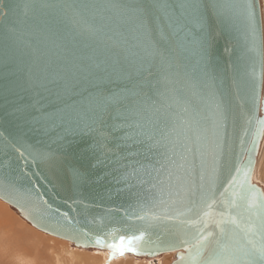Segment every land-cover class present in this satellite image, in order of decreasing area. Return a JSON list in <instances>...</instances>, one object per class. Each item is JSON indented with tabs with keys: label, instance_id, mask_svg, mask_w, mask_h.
<instances>
[{
	"label": "water",
	"instance_id": "1",
	"mask_svg": "<svg viewBox=\"0 0 264 264\" xmlns=\"http://www.w3.org/2000/svg\"><path fill=\"white\" fill-rule=\"evenodd\" d=\"M80 2L0 0V199L38 229L80 247L112 251L106 245L118 243L120 235L144 232L142 240L134 241V246L143 251L131 253L155 257L176 251L170 264H207L213 259L220 237L217 223L221 220L225 221L221 227L233 236V245L243 242L249 224H254L260 233L261 209H248L245 180L257 189L258 204H264V191L252 180L264 134L261 0H249L256 14L254 41L244 15H234L225 24L209 13L207 64L215 79L213 89L205 91L206 131L189 134L188 144L193 151L188 159L195 162L198 177L203 152L205 172L215 180L212 187L205 182V193L202 198L197 197L195 204L178 201L172 205L169 215L184 213L172 220L136 219L149 211L159 215L160 210L148 199L149 195L155 196V190L149 189V183L155 180L143 172L132 175L131 167L126 166L137 158L118 159L126 150L110 153L104 163H98L103 157L91 135L56 141L55 130L45 132L33 119L39 118V112L32 110L29 115L16 110L38 99L30 87L36 77L56 80L69 70L88 65L89 58L104 59L105 49L112 43L111 32L99 18L104 13L77 15L66 7ZM89 2L104 4L108 0ZM9 57L11 62L6 64ZM9 69L14 70L13 75L6 74ZM119 87H124V82L106 84L105 90ZM208 91H214L215 96L208 95ZM177 95L181 100L188 97L187 85ZM218 102H223L227 115L228 140V148L219 159L213 154V120ZM181 106L180 101L174 104L176 111ZM115 144L109 143L108 148H115ZM142 180L148 183H141ZM212 201L215 204L208 208ZM232 217L237 224L231 223ZM201 236L206 240L198 245ZM96 237L103 238L104 245L94 243ZM255 239L259 242L260 235ZM182 240L186 244H181Z\"/></svg>",
	"mask_w": 264,
	"mask_h": 264
},
{
	"label": "snow or ice",
	"instance_id": "2",
	"mask_svg": "<svg viewBox=\"0 0 264 264\" xmlns=\"http://www.w3.org/2000/svg\"><path fill=\"white\" fill-rule=\"evenodd\" d=\"M66 7L74 9L77 15L104 13L99 18L111 32L112 43L106 47L104 59L100 61L89 58L88 65L69 70L56 80L36 77L30 87L38 99L16 110L29 115L32 110L39 112V118L33 119L45 132L55 130L56 141L91 135L99 156L103 157L98 163H104L110 153L115 155L117 150H126L118 159L137 158L126 166L131 167L132 175L143 172L155 180L149 183L155 196L149 195L148 199L160 210L159 215L149 211L136 219L178 218L184 213L178 212L175 217L169 215L171 206L178 201L195 204L197 197L202 198L205 193V182L212 187L215 180L212 174L205 172L203 152H200L198 177L195 162L188 159L193 151L188 144L189 134L206 131L205 91L213 89L215 79L207 64L209 13L225 24L234 15H244L254 41V5L249 0H108L104 4L81 0L79 4ZM10 62L11 57L5 61ZM6 74L13 75L14 70L9 69ZM117 82H124V87L105 90L106 84ZM185 85L189 96L181 100L177 94ZM207 94L215 96L214 91ZM176 101L182 104L179 111L174 107ZM226 121L223 102H218L213 120L216 129L213 154L217 159L222 158L228 148ZM113 141L115 148H108ZM246 175L250 176V169ZM245 183L248 209H261L258 213L261 231L258 233L256 226L249 224L244 230L243 242L233 245L232 234L221 227L225 221H219L220 237L216 240L215 255L207 264H264V204H258L257 189L247 179ZM232 203L235 204V200ZM213 204L215 201L207 207ZM231 223L237 224V219L232 217ZM258 234L259 242L255 239ZM144 236V232L122 234L118 243L106 246L112 249L113 255L143 251L134 246V241ZM204 240L206 237L201 236L197 244ZM94 243L104 245L105 241L96 237ZM180 243L186 244V241Z\"/></svg>",
	"mask_w": 264,
	"mask_h": 264
},
{
	"label": "rangeland",
	"instance_id": "3",
	"mask_svg": "<svg viewBox=\"0 0 264 264\" xmlns=\"http://www.w3.org/2000/svg\"><path fill=\"white\" fill-rule=\"evenodd\" d=\"M262 2L263 1H261V3ZM262 139L263 140H261V141L264 143V136ZM263 143H261L260 148H259L260 156L258 153L257 163L255 166V171H254L252 180H253V182L257 183L259 186H261V188L264 191V155H263L264 144ZM258 163H259V165H258ZM0 204H1V206L4 207L3 211L5 212L4 213L3 211H1L2 208L0 206V216H2L4 218L3 220L8 222L13 228H15L13 232H16V233L18 232V234L30 237L33 240H37V241L40 240L44 244H48L49 246H54L53 247V253L54 252H60L61 253V261L60 262L54 261V259H53V262H51L49 259L53 258V255L49 254L48 251H44V250H41L40 252L35 251V248H32V245L29 241L24 242L21 247L16 246L17 248H19V251L22 253L24 251H28V252L32 253V256H34L33 254H38L37 262L39 264H68V263L79 264L81 261H84L85 264H100V260H99V258H96V255L101 253V250H99L97 248L94 249V247H89V248L80 247V246L73 244L72 242H69L66 239L55 237L53 235L42 232L41 230L32 226L24 217H22L16 208L9 205L8 203L3 201L2 199H0ZM3 215H5V216H3ZM9 217H10V219H9ZM24 233H26L27 235ZM1 238H2V235L0 236V249L3 250L5 248V245H4L3 238L2 239ZM25 247H27V248L25 249ZM42 248L45 249L46 247L43 246ZM130 253L124 254L122 259L124 257H130L132 255ZM166 253H167L166 255H172L171 256L172 259L174 258L173 252H166ZM163 255L165 256V253L164 254L161 253L155 257H151V259H153V260L150 263L148 262V261H150L149 256L136 254L135 257H137L138 260L147 261L148 264H168L172 259L170 258L171 260L164 262L162 260L164 257ZM56 257H57V255H55V258ZM82 257H84V258H82ZM0 264H15V260L13 259V257H9L8 259H5V260H3L2 257H0ZM113 264H124V263L122 260H119V261H115Z\"/></svg>",
	"mask_w": 264,
	"mask_h": 264
},
{
	"label": "bare ground",
	"instance_id": "4",
	"mask_svg": "<svg viewBox=\"0 0 264 264\" xmlns=\"http://www.w3.org/2000/svg\"><path fill=\"white\" fill-rule=\"evenodd\" d=\"M262 2V17H263V31H264V0H261ZM264 136V134H263ZM263 140V139H262ZM261 143H263L261 141ZM264 144V143H263ZM261 145V144H260ZM263 150V149H262ZM259 153V152H258ZM264 155V153H263ZM260 156V153H259ZM261 158V157H260ZM259 160V159H258ZM262 162V161H261ZM259 165V163H258ZM257 168V167H256ZM4 201V200H3ZM7 203V202H6ZM9 204V203H8ZM10 205V204H9ZM1 206V204H0ZM12 206V205H11ZM3 211L4 207L1 206ZM4 212V211H3ZM2 213V212H1ZM5 213V212H4ZM7 215V214H6ZM5 216V215H3ZM22 216V215H21ZM7 217V216H6ZM4 218L2 216H0V236L2 235V238L4 240V245L5 248L3 250L0 249V257L3 258V260L8 259L9 257H13V259L15 260V264H39L37 262V256L38 254H33L34 256H32V253L28 252V251H24L23 253L19 251V248H17L16 246H22L24 242L29 241L32 245V248H35V251L40 252L41 250L44 251H48L49 254L53 255V258L49 259L51 262L57 261L60 262L61 261V253L60 252H54L53 253V247L54 246H49L48 244H44L42 243V241L40 240H33L30 237L18 234V232H13L15 228H13L8 222H6L5 220H3ZM6 219V218H5ZM10 219V217H9ZM7 220V219H6ZM15 225V224H14ZM32 225V224H31ZM34 226V225H32ZM35 227V226H34ZM37 228V227H35ZM38 229V228H37ZM40 230V229H39ZM42 231V230H41ZM44 232V231H42ZM20 233V232H19ZM47 233V232H45ZM26 234V233H24ZM48 234V233H47ZM27 235V234H26ZM31 235V234H30ZM51 235V234H50ZM38 236V235H37ZM54 236V235H53ZM57 237V236H55ZM1 238V239H2ZM37 239V238H36ZM63 239V238H62ZM69 241V240H68ZM71 242V241H69ZM45 246L46 248L43 249L42 247ZM27 247H25L26 249ZM85 248H89V247H85ZM94 249H96V247H94ZM99 250H101V253H99L98 255H96V258H99L100 260V264H104V263H108V264H113L115 261H119L122 260L124 264H148L147 261H143V260H138L137 257H135L136 254L134 253H130V252H125L126 253H130L132 254L130 257H123V255H119V253L113 255L112 251L109 249H102V248H97ZM173 252V256L174 258L172 259L171 256L172 255H166L167 253L165 252V256L163 257V261L167 262L168 260H171L168 264H170L176 257V251H172ZM40 254V253H39ZM164 254V253H163ZM55 255H57V257L55 258ZM140 255V254H137ZM146 256V255H145ZM144 257V256H143ZM73 258V257H72ZM71 258V259H72ZM84 258V257H82ZM171 258V259H170ZM150 261H148L149 263L153 260L151 259V257L149 258ZM10 262V261H9ZM163 262V263H164ZM64 263V262H63ZM68 264H72V263H68ZM79 264H85L84 261H81Z\"/></svg>",
	"mask_w": 264,
	"mask_h": 264
}]
</instances>
